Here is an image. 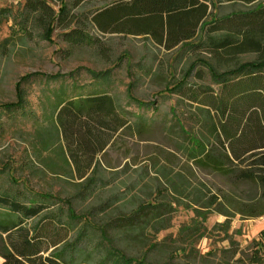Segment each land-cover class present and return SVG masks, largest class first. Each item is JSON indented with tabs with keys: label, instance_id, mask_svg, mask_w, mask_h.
Returning a JSON list of instances; mask_svg holds the SVG:
<instances>
[{
	"label": "trees",
	"instance_id": "obj_1",
	"mask_svg": "<svg viewBox=\"0 0 264 264\" xmlns=\"http://www.w3.org/2000/svg\"><path fill=\"white\" fill-rule=\"evenodd\" d=\"M106 1L110 3L90 18L100 33L143 37L166 51L180 47L182 52L201 49L209 55L196 58L171 87V93L178 96V105L188 104L191 110L182 115L185 119L179 117L176 108L170 111L175 119L172 128H177L183 136L179 147L186 160L202 173L231 185L262 189L261 196L252 203L236 202L228 192L220 191L217 195L203 184L192 187L186 177L173 178L163 168L165 192L190 197L191 210L202 222L213 212L224 216L226 221L220 228L226 235L235 214L250 220L264 217V0ZM237 3L247 9L218 15L222 5ZM2 19L14 21L19 34L25 37L31 38V30L38 29L48 45H53L54 30L61 28L62 39L71 50L84 46L96 47L102 55L106 52L97 38L78 26L80 21L70 17L63 1L56 11L43 0H25L15 14L12 8L0 9V23ZM9 40L0 43L2 55H6ZM250 54L255 59L239 62V56ZM84 70L92 79L106 84L111 77L110 70ZM76 72L50 76L36 72L22 76L14 87L15 102L0 105V111L12 113L25 108L24 83L36 77L47 81L73 78ZM203 74L218 90L191 82L194 78L202 80ZM128 75L132 77L129 70ZM126 90L129 100L139 107L151 108L156 104L136 100L132 83ZM51 106L50 123L61 130L72 156V160L64 158L63 161L79 180L84 179L77 185L81 190L63 199L55 194L32 193L25 184L10 178L9 188L0 189L1 264H80L76 262L78 243L86 236L82 231L77 233V223L83 220L76 214L74 200L93 196L97 181L94 177L98 166L96 156L106 149L109 141H100L95 129L110 131L113 135L129 126V121L118 115L114 98L106 93L76 98H68L64 92L55 93ZM79 155H86L87 159L80 160ZM91 169V176L86 177ZM166 207L163 201L141 204L112 227L123 230L125 235L127 231L143 227H150L156 233L165 231L170 223L162 218ZM101 234L107 239L104 230ZM259 237L258 249L253 255L256 263H261L259 252L264 250V231ZM104 248L105 261L110 264H151L145 257L126 256L114 246Z\"/></svg>",
	"mask_w": 264,
	"mask_h": 264
},
{
	"label": "rangeland",
	"instance_id": "obj_2",
	"mask_svg": "<svg viewBox=\"0 0 264 264\" xmlns=\"http://www.w3.org/2000/svg\"><path fill=\"white\" fill-rule=\"evenodd\" d=\"M43 1L56 11L63 1L70 17L80 21L78 26L97 38L106 52L102 55L96 47L84 46L71 50L62 39L61 28L54 30L53 45H48L38 29L31 30V38L25 37L19 34L14 21L2 19L0 43L6 39L11 41L6 44V55L0 51V105L15 102L14 87L22 76L36 72L46 76L77 72L73 78L47 81L36 77L24 83L25 108L12 113L0 111V189L6 190L11 179H15L32 193L55 194L63 199L76 195L81 190L77 185L84 179L79 180L63 161L64 158L72 160V156L61 130L50 123L51 104L55 93L64 92L68 98L106 93L114 98L118 115L129 121V126L113 135L110 131L95 129L100 141H109L106 149L96 156L98 166L94 177L97 181L93 196L74 200L76 214L83 220L77 223V233L82 231L86 236L78 243L76 262L110 264L105 261L104 248L109 245L122 250L126 256L145 257L151 264H264V250L259 252L261 263H256L253 256L258 249L260 232L264 231L261 220L264 217L250 220L235 214L226 235L220 228L226 221L224 216L213 212L202 222L191 210L190 197L164 190L167 182L163 168L173 178L186 177L192 187L203 184L212 194L228 192L236 202L252 203L262 194V189L257 187L231 185L202 173L186 160L179 147L183 136L177 128H172L175 119L170 111L176 108L179 117L185 119L182 115L191 110L188 104L178 105V96L171 93V87L196 58L209 55L201 49L182 52L180 47L166 51L143 37L100 33L90 18L110 1ZM24 3L25 0H0V9L9 7L15 14ZM246 9L239 3L224 4L218 15ZM238 59L248 62L255 56L241 55ZM84 69L110 70L108 84L92 79ZM202 77L191 82L218 90L206 74ZM129 83L133 84L136 100L156 104L142 108L132 103L126 90ZM79 157L87 159L86 155ZM91 172L92 169L86 177ZM207 189L203 190L206 194ZM162 201L167 204L162 218L170 221L167 230L156 233L150 227H143L127 231L125 235L123 230L112 227L141 204ZM102 230L107 239L102 237Z\"/></svg>",
	"mask_w": 264,
	"mask_h": 264
},
{
	"label": "crops",
	"instance_id": "obj_3",
	"mask_svg": "<svg viewBox=\"0 0 264 264\" xmlns=\"http://www.w3.org/2000/svg\"><path fill=\"white\" fill-rule=\"evenodd\" d=\"M2 263V259L0 258V264Z\"/></svg>",
	"mask_w": 264,
	"mask_h": 264
},
{
	"label": "built area",
	"instance_id": "obj_4",
	"mask_svg": "<svg viewBox=\"0 0 264 264\" xmlns=\"http://www.w3.org/2000/svg\"><path fill=\"white\" fill-rule=\"evenodd\" d=\"M262 221H264V218H261Z\"/></svg>",
	"mask_w": 264,
	"mask_h": 264
}]
</instances>
